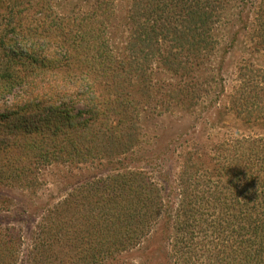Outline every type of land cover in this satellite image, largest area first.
Wrapping results in <instances>:
<instances>
[{
	"label": "rangeland",
	"instance_id": "obj_1",
	"mask_svg": "<svg viewBox=\"0 0 264 264\" xmlns=\"http://www.w3.org/2000/svg\"><path fill=\"white\" fill-rule=\"evenodd\" d=\"M9 1L12 0H0V6ZM99 1L31 0L34 8L39 9L34 14L40 16L41 7L48 13L49 7L51 16L58 18L75 12L92 14L101 4L97 27L102 28V34L96 41L112 51L114 60L131 62L134 56L150 64L153 82L144 96L151 93V100L140 105V115L133 126L127 124V131L121 130L124 140L119 144L134 138L131 147L124 143L118 147L117 152L126 147L123 154L113 153L110 158L96 155L80 162L77 159H58L47 164L33 162L30 171L21 178L0 179V236L5 233L16 242L15 259L9 256L10 263L83 264L82 247L75 246L81 240L85 246L90 243L112 249V245L131 244L107 258L110 264H209L211 251L224 264H248L247 255L257 249L253 247L256 241L247 244L242 259L239 225L243 222L233 218L231 211L226 212L225 204L245 202L253 212H264V181L254 184L238 172L245 164L258 169L256 156L245 162L246 156L237 152L243 150L245 141L264 140V0L213 1L212 9H208L210 17L218 20L212 29V36L218 40L210 56L213 70L199 80L196 96L175 91L181 81L180 74L166 69L164 63V55L167 56L166 51L172 46L167 36L179 30L186 12L169 6L172 0ZM106 3L109 6L104 9ZM166 12L174 14L168 16ZM8 13L4 7L0 9L4 20L11 16ZM12 38L25 43L22 48L28 55L35 49L32 39H21L15 34ZM44 46L41 47L45 49ZM179 61L183 65L187 59ZM179 61L171 54L167 58L169 66ZM123 68L139 70V66L129 63ZM130 76L131 73L123 75L127 80ZM207 76L208 80L204 81ZM36 78L35 84L48 81L44 76ZM24 84L25 80L12 92L5 93L0 100V113L7 111L15 96L23 94L27 88H23ZM68 87L58 90L65 98L60 105L79 113L86 101L71 96L72 89ZM171 91L173 98L167 100V92ZM45 112L44 115L50 113L47 109ZM115 160L154 183L147 194L161 205L154 208L156 213L152 211L153 217H148L147 222H132L133 227H128L129 222L118 220V216L101 214L106 205L102 200L97 202L98 196L89 194L86 187L82 192L77 190L79 183L93 177L106 178L123 172ZM214 166L219 171H214ZM224 167L231 169L227 172ZM232 168L237 170L240 180L232 178ZM134 200L137 202L136 197ZM88 202L93 204V217ZM259 224L258 232H243V238L259 237V243L264 245V235L259 233L263 225ZM134 239L140 244L129 242ZM184 239L187 244L183 243ZM146 258L152 259L148 262Z\"/></svg>",
	"mask_w": 264,
	"mask_h": 264
},
{
	"label": "trees",
	"instance_id": "obj_2",
	"mask_svg": "<svg viewBox=\"0 0 264 264\" xmlns=\"http://www.w3.org/2000/svg\"><path fill=\"white\" fill-rule=\"evenodd\" d=\"M213 1L172 0L173 4L169 5L174 6L179 12H186L187 15L181 21L183 24H180L179 30L171 33L170 37L167 36L172 46L166 51L167 56L164 55L166 69L167 67L174 69L180 74L181 81L175 89L179 94L196 96L195 92L201 84L199 80L213 70L210 56L218 42L216 37L212 36V29L218 25L216 24L218 20L214 16L210 17L211 14L208 12V9H212ZM101 2L100 0L99 3ZM34 4L31 0H12L0 6V9L4 7L5 10H9L8 14L11 16L17 13L12 17L8 16L6 20L0 16V100L5 93L12 92L19 83H24V80L26 84L23 88L27 86L25 91L22 88V95L15 96L7 111L0 113L1 180L21 178L30 171L29 165L33 162L46 161L47 164L51 163L50 161H60L58 159L63 161L77 159V162H80L92 156L94 158L96 155L110 158L113 153L123 154V149L126 147L117 152L118 147L124 143L119 144L124 140L121 130L127 131V124L133 126V121L140 115V105L144 101L151 100V93L150 96H144L150 91L153 82L150 76V64L145 62L143 64L141 58L134 56L131 62L114 60L112 51L96 41L99 40L98 35L102 34V28L97 27L101 17L99 16L101 4L100 6L98 4L92 14L79 15V12H75L65 18L52 17L49 7L48 13L41 7V15L34 14L39 12V9L34 8ZM103 5L104 9L109 6L108 3ZM173 14L166 12L165 15ZM25 24L29 25L24 30ZM14 34L18 38L32 39L35 42V49L33 48L30 55L25 52V48H22L26 46L25 43H17L12 38ZM7 45L13 48L7 49ZM42 45H45V49L41 47ZM51 50L58 52L59 57L50 53ZM170 54L176 61L179 59H187V61L183 65L179 61L175 66H169L167 58ZM126 63L139 66V70L132 72L123 68ZM142 65L145 67L141 68ZM128 72L131 73L129 80L123 77L126 73L130 74ZM37 76H44L48 81L35 84L33 82L38 79ZM55 80L59 82L56 83ZM207 80L208 76L204 78V81ZM65 86H70L68 90L72 89L71 96H79V101H86L85 108L81 112L75 113L73 108L60 105L65 98L60 96L64 94L58 90ZM167 91H170V88ZM173 95L174 91L167 92L166 99L173 98ZM153 103H156V100ZM45 109L50 112L48 115H44ZM132 110L133 112H130ZM133 139L129 137L128 142L124 144L131 147ZM245 142L243 150L237 152L241 156H246L245 162L255 155L254 162L260 166L254 169L252 164H245L238 172L242 174L241 177L245 176L254 184L263 183L264 140L255 139ZM115 161L118 169H122L123 172L106 178L93 177L79 183L77 190L82 192L86 187L89 194L98 196L97 202L102 200L106 205L105 211H101V214L118 216V220L129 222L128 227H133L132 222H147L148 217H153L154 208L161 205L147 194L154 183L147 177L140 178L141 175L133 173L129 167L120 166V160ZM223 169L229 172L231 168ZM213 170L219 171V168L214 166ZM232 171V178L236 181L240 180L237 170L232 168ZM135 197L137 202L134 200ZM133 203L135 205L137 203L136 207ZM262 205L264 208V198ZM225 206L226 212L231 211L233 218L243 222L239 225L241 234L237 232L241 238L239 246L243 253L240 254L241 258L245 259L243 255H246L247 244L256 241L253 247L257 249L247 255L250 259L248 264L264 263V254H262L264 245L259 243V237L243 238V232L248 234L252 233L250 230L255 232L260 230L258 228L261 224L258 226V222H262L263 225L259 233L264 235V212H256V210L253 212L249 203L245 202L233 206L225 204ZM92 208L91 202L88 205L90 216L94 213ZM232 210L236 213L234 214ZM165 214L171 218L168 212ZM110 232L112 233V230ZM129 242L140 244L136 239ZM184 242L187 244V239H184ZM89 244L85 246L81 240L75 244L78 249L82 247L80 250L83 264H110L107 258L114 257L116 251L121 248L128 249L131 245L123 244L117 246L118 248L112 245L114 247L112 249ZM69 245L74 246L66 243V246ZM15 246L16 242L13 243L11 238L2 233L0 264H11L12 260L9 256L15 259ZM209 254L212 255L209 264H224L223 259L216 257L213 251ZM146 259L149 262L152 258Z\"/></svg>",
	"mask_w": 264,
	"mask_h": 264
}]
</instances>
